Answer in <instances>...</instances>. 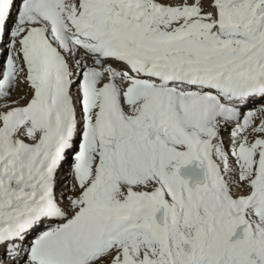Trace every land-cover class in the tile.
I'll use <instances>...</instances> for the list:
<instances>
[{"label":"snow or ice","instance_id":"snow-or-ice-1","mask_svg":"<svg viewBox=\"0 0 264 264\" xmlns=\"http://www.w3.org/2000/svg\"><path fill=\"white\" fill-rule=\"evenodd\" d=\"M0 264H264V0H0Z\"/></svg>","mask_w":264,"mask_h":264}]
</instances>
